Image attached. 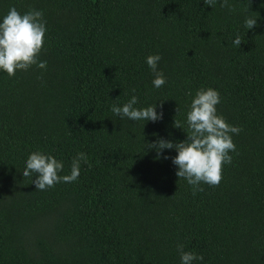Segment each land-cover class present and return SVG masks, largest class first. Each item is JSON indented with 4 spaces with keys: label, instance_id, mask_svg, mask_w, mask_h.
<instances>
[{
    "label": "trees",
    "instance_id": "obj_1",
    "mask_svg": "<svg viewBox=\"0 0 264 264\" xmlns=\"http://www.w3.org/2000/svg\"><path fill=\"white\" fill-rule=\"evenodd\" d=\"M10 6L43 9L47 64L0 72V264H180L177 244L203 257L194 264H264V0H0V13ZM207 87L240 131L220 182L194 191L143 140H183L189 94ZM133 94L163 118L113 116ZM37 149L63 161L61 175L77 153L87 163L35 190L20 171Z\"/></svg>",
    "mask_w": 264,
    "mask_h": 264
},
{
    "label": "clouds",
    "instance_id": "obj_2",
    "mask_svg": "<svg viewBox=\"0 0 264 264\" xmlns=\"http://www.w3.org/2000/svg\"><path fill=\"white\" fill-rule=\"evenodd\" d=\"M217 2L218 0H203V4L210 8ZM219 3L224 7L228 0H219ZM257 21L258 14L246 15L243 26L246 30L252 29L257 25ZM45 32L46 18L42 8L30 7L21 13L14 6H10L5 13H0V72L11 77L16 70L27 68L33 62L41 67L45 66L47 60L37 55L44 43ZM242 41L241 36L237 34L231 44L238 48ZM160 60L159 53L145 57V63L153 73L152 87L157 89L166 83L163 72L157 67ZM189 95L190 101L185 113V138L176 141L162 137L152 141L143 140V152L154 150L155 159H171V163L176 166V177L183 178L194 191H198L201 182L208 185L220 182L221 166L231 162L229 152L235 151L236 147L230 134H237L240 129L227 123L223 116L217 113L216 105L220 102V95L216 89L199 88ZM137 105L138 98L133 94L122 104L110 105V111L119 119L142 121L143 124L163 118V113L156 110L157 102L143 107ZM174 127L181 128V125L174 121ZM172 149L175 150V155L169 157L164 150ZM81 161L87 163V158L83 153H77L69 173L61 175L63 161L37 149L28 153L20 172L22 176L30 178L35 174L32 183L35 190L42 191L59 182L75 181L80 173ZM177 252L180 264H194L195 261L203 259L193 251H185L182 244H177Z\"/></svg>",
    "mask_w": 264,
    "mask_h": 264
}]
</instances>
